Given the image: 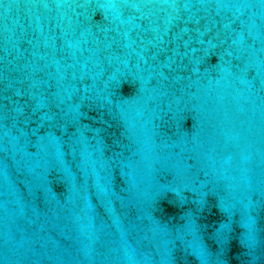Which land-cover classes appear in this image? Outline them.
I'll return each mask as SVG.
<instances>
[{
    "label": "water",
    "instance_id": "1",
    "mask_svg": "<svg viewBox=\"0 0 264 264\" xmlns=\"http://www.w3.org/2000/svg\"><path fill=\"white\" fill-rule=\"evenodd\" d=\"M0 264H264V0H0Z\"/></svg>",
    "mask_w": 264,
    "mask_h": 264
}]
</instances>
